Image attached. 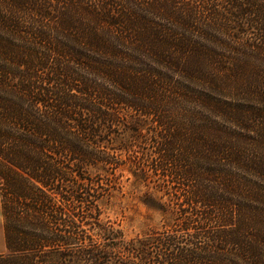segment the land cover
Here are the masks:
<instances>
[{
	"label": "trees",
	"instance_id": "obj_1",
	"mask_svg": "<svg viewBox=\"0 0 264 264\" xmlns=\"http://www.w3.org/2000/svg\"><path fill=\"white\" fill-rule=\"evenodd\" d=\"M245 51L264 59V0H0V264H264V72ZM125 167L165 230L96 221L94 240L82 222L114 182L83 173Z\"/></svg>",
	"mask_w": 264,
	"mask_h": 264
},
{
	"label": "rangeland",
	"instance_id": "obj_2",
	"mask_svg": "<svg viewBox=\"0 0 264 264\" xmlns=\"http://www.w3.org/2000/svg\"><path fill=\"white\" fill-rule=\"evenodd\" d=\"M252 30L253 29L249 31ZM249 34L251 35L252 32ZM244 35H246V31L244 32ZM231 41L233 44L240 46V50H243L242 44L240 42L237 40ZM225 53L229 56L233 54L232 49L229 46L226 47ZM245 53L248 52H241L238 54V57H242L244 60H241L246 61V64L252 67V73L256 70L263 74L264 59L262 58V54L258 52L249 54ZM247 55L254 57L247 59ZM251 101H253V103L256 105L264 106V104H261L260 102H254V100ZM101 148L103 147L101 146ZM101 151L103 152V149H101ZM110 172H114V170L110 169ZM83 174L88 177V180L93 181L94 186H97L99 181H101V183L106 182V180L110 178L109 176H112L110 179L114 182L113 188L110 190H103L104 194L98 204V208L100 210L99 214L97 215L98 219L94 221H90L91 219H86L88 223H86V220L82 222V226L86 228L87 234H89L92 239H100V235L96 234V229H93V227L96 226L94 225V222L96 221L103 226H113L116 229L121 230L127 239L136 236H142V234L146 232L153 233L162 232L165 230V224L168 220V217L142 203L140 197L145 193V191H147V188L145 186L134 187L132 184L133 175L127 170V167L124 169L121 168L115 170V174L111 173L110 175H107L105 172L99 171L97 169H92L91 171L85 169ZM4 224L5 219L2 212L0 196V253L8 251L5 243ZM213 224L214 223L209 225L207 228L212 229L215 227ZM78 247L79 246L75 247V251L78 249ZM224 253L225 254L223 257L225 258V262L223 264H230L231 261H235L239 264H249L243 262L240 258L238 259L230 249L224 251ZM58 264L62 263L59 262Z\"/></svg>",
	"mask_w": 264,
	"mask_h": 264
}]
</instances>
